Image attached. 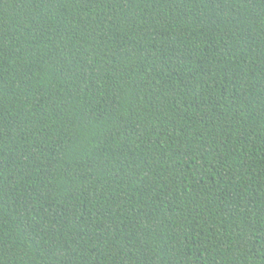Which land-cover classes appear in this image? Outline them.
Masks as SVG:
<instances>
[{"label":"trees","instance_id":"trees-1","mask_svg":"<svg viewBox=\"0 0 264 264\" xmlns=\"http://www.w3.org/2000/svg\"><path fill=\"white\" fill-rule=\"evenodd\" d=\"M0 264H264V0H0Z\"/></svg>","mask_w":264,"mask_h":264}]
</instances>
